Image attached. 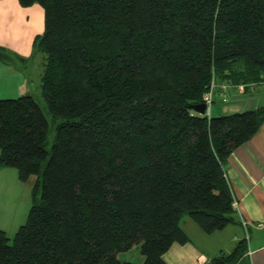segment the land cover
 <instances>
[{"label":"trees","instance_id":"1","mask_svg":"<svg viewBox=\"0 0 264 264\" xmlns=\"http://www.w3.org/2000/svg\"><path fill=\"white\" fill-rule=\"evenodd\" d=\"M17 1L42 8L40 95L61 122L48 153L38 103L0 99V166L37 176L11 243L0 229V264H125L134 247L141 264H164L188 242L182 217L208 235L237 223L225 165L264 107L207 117L188 106L213 76L264 82V0ZM246 251L244 238L205 264Z\"/></svg>","mask_w":264,"mask_h":264},{"label":"crops","instance_id":"2","mask_svg":"<svg viewBox=\"0 0 264 264\" xmlns=\"http://www.w3.org/2000/svg\"><path fill=\"white\" fill-rule=\"evenodd\" d=\"M42 32L43 11L39 5L23 7L17 0L0 1V53L11 57L0 56L1 99L24 95L34 99V91L40 90L43 56L34 50L32 44ZM5 43H9L8 50ZM11 51L16 56L10 54ZM259 92L254 87H249L243 94L232 91V97L236 99L235 112L243 108L264 107H251L249 104L255 97L251 93ZM217 110L220 108L217 107ZM8 169L0 166V229L6 234L14 230L19 222V195L13 190L16 180ZM225 174L237 203V223L208 235L188 217L183 218L180 227L186 233L188 242L173 243L162 256L164 264L208 263L220 253H229L245 235L247 251L235 264H264V124L247 142L232 151L225 165ZM22 203V211L25 212L29 208V198ZM118 260L125 264H141L143 257L135 263L120 253Z\"/></svg>","mask_w":264,"mask_h":264},{"label":"rangeland","instance_id":"3","mask_svg":"<svg viewBox=\"0 0 264 264\" xmlns=\"http://www.w3.org/2000/svg\"><path fill=\"white\" fill-rule=\"evenodd\" d=\"M4 46L6 47L7 50L9 49V43H5ZM2 48H3V46H2ZM10 54H13L14 56H16L12 51L10 52ZM3 55H6L9 59L11 58L10 55H8L6 53H3ZM40 72H41V70H40ZM255 88H257V90H260V92L259 93H251L252 96H255L253 98V101H251V103H249L250 105H252L251 107L256 106V105H264V86L260 85V86H257ZM37 90L39 92H37ZM37 90L34 91V92H36L34 94V100L38 103V105L40 106L43 114L45 115V117L48 121L47 140H46V143L44 145V148L49 153L50 149H51V145H52L54 138H55L56 126L58 123L61 122V120L58 118L56 119V118L52 117V115L49 113V111L45 105V102L43 101V99L40 95V90L39 89H37ZM234 101H236V99H234V97L230 98V102L228 104H221L218 100H216L212 105L211 115L217 116V115H221V114H225V113L235 112ZM217 107L220 108L219 111L217 110ZM246 107H248V106H246ZM246 109H249V108H243L242 110H237V111H244ZM44 165H45V162H44ZM8 170H9L8 172H11V174H13V176H15L16 183H15V187H13V190L15 193H17L19 195V201H18L19 202V217H18L19 222L17 223V226H15L14 230H11V231L9 230L10 232L6 234L10 240V243H11V241H12L16 231L18 230V228L21 225H23L26 221L28 211H29V208L31 206V196H32L33 186L35 185V183L37 181V176H31L28 179V181L21 182L17 178V172L15 169L10 168ZM39 178H40V175L38 176V179ZM4 193L5 192H3V194ZM39 196H40V192L38 189V191L36 193V197L39 198ZM28 198H29V202H30L29 208H28V210H25V212H24V211H22V205H23L22 202L24 199L26 200ZM183 218H187V217L184 216V217H182V219ZM244 238L246 239V235L244 236ZM123 255H127L128 258H130V260L132 262H135V263H137L138 259L141 257L138 247L132 248L128 252L123 253Z\"/></svg>","mask_w":264,"mask_h":264},{"label":"built area","instance_id":"4","mask_svg":"<svg viewBox=\"0 0 264 264\" xmlns=\"http://www.w3.org/2000/svg\"><path fill=\"white\" fill-rule=\"evenodd\" d=\"M264 86V82L260 84ZM260 85H255V84H238V85H232L230 83H220L218 79L213 76L209 90L203 94L202 96V103L205 105V112L204 114L207 117H210L211 115V108L213 103L218 100L221 104H228L230 102V98L232 97V91L238 93V94H243L247 88L249 87H257ZM234 210L237 207V203L233 198V204H232ZM243 227H245V223L242 222Z\"/></svg>","mask_w":264,"mask_h":264},{"label":"water","instance_id":"5","mask_svg":"<svg viewBox=\"0 0 264 264\" xmlns=\"http://www.w3.org/2000/svg\"><path fill=\"white\" fill-rule=\"evenodd\" d=\"M188 108L198 113L199 115H203L205 112V105L203 103L196 106H188Z\"/></svg>","mask_w":264,"mask_h":264}]
</instances>
